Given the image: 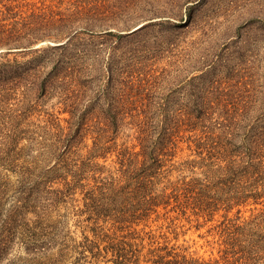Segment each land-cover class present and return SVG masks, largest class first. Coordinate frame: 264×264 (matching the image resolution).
<instances>
[{
  "label": "rangeland",
  "instance_id": "rangeland-1",
  "mask_svg": "<svg viewBox=\"0 0 264 264\" xmlns=\"http://www.w3.org/2000/svg\"><path fill=\"white\" fill-rule=\"evenodd\" d=\"M74 1L0 0V24L11 29L41 8L66 13ZM105 10L115 21L85 36V50L102 60L94 71L46 91L23 82L0 94V264H75L84 238L104 249V233L133 231L144 246L139 264L234 263L246 244H226L221 222L264 211V197L235 202L252 180L228 170L264 137V0H92L93 14ZM40 35L0 45V65L27 66L38 50L76 52L56 47L70 34ZM127 51L135 58L115 62L109 79L104 63ZM142 178L159 196L152 211L142 212L143 193L133 191ZM100 179L114 189H96ZM50 188L61 191L51 210L58 242L33 255L16 239L12 208L29 195L24 216L35 219ZM90 245L80 264H114L111 252L92 258Z\"/></svg>",
  "mask_w": 264,
  "mask_h": 264
},
{
  "label": "trees",
  "instance_id": "trees-1",
  "mask_svg": "<svg viewBox=\"0 0 264 264\" xmlns=\"http://www.w3.org/2000/svg\"><path fill=\"white\" fill-rule=\"evenodd\" d=\"M74 4V5H73ZM73 9L68 8V12L63 13L61 11L55 12L50 8H41L37 12H31L19 25H15L11 29H6L3 24H0V45L7 46L6 49H15L17 46L22 44H30L35 40L42 38L46 34L60 35V34H70L68 41L60 46L63 49L71 46V49L77 52L70 53L68 55L59 54L55 55L53 52L56 48H51L50 50H43L39 52L38 56L27 63V66L21 67L18 64H1L0 65V94L3 92L14 91L23 82L26 84H33L40 90H45L46 88L54 86V84H60L61 81L65 80V76L71 75V80L78 77H86L89 72L94 71L97 67L96 65L101 64L100 54L97 50H85L87 43L85 36L92 37V34H99L97 31L102 30H92L101 29L102 24L107 22L115 21L114 11H95L92 13V0H75L71 3ZM121 10V9H119ZM65 12V10H64ZM50 33V34H49ZM103 34H108L107 32ZM102 35V34H100ZM12 46V47H10ZM115 49L114 47H112ZM113 51V50H112ZM131 52V53H129ZM43 53V54H40ZM47 53V54H46ZM76 53V54H75ZM46 54V55H45ZM45 55V56H44ZM132 55L135 58V53L132 51H127L121 53L120 55H113L114 57L107 59L108 61L104 63L105 68L108 71V78L112 79V67L115 62L127 61L132 62V58L128 57ZM131 58V59H130ZM100 62V63H99ZM30 80H33L30 81ZM36 81V83H34ZM5 97V96H2ZM250 148H247V153L244 155V160L241 162H236L229 159L228 170L232 175L239 174L245 180H252L253 186L249 183L251 189L249 193L244 194L239 192L240 196L236 198L235 202H240L252 198L254 202L262 199L264 197V137L255 138L250 140ZM252 146V147H251ZM253 149V150H252ZM243 158V157H242ZM146 178V177H145ZM139 179L134 185V192L143 193L141 194V205L144 206L142 212L150 211L152 208L157 207L160 202L156 203L158 195H153L152 190L148 189L150 181L149 179ZM145 179V180H144ZM100 179L101 187H96L98 190H108L114 189L115 182L111 179L110 182L102 181ZM260 188V191H259ZM46 193L50 196L47 198V205L43 207V211L40 214L33 213L35 219H27L24 214L27 208L30 206V197L25 195L21 200H17V204L12 208L11 219L13 223V228L17 236L16 239L19 240L20 244L24 245L25 250L31 251L33 255H36L39 249H44L51 251V249L58 242V235L56 232L57 221L52 219V207L54 203L59 199L61 193L58 189H47ZM95 189H92V204H95L97 199L95 196ZM246 192V191H245ZM100 193V192H99ZM169 196H162V198ZM174 199L178 196L173 195ZM262 203V201H259ZM166 204V202H163ZM46 207V208H45ZM149 207V208H148ZM152 211V210H151ZM144 217L145 214H139ZM141 216V217H142ZM238 220V219H237ZM123 222L122 217L115 220V223ZM223 226L221 232L225 235V242L230 243V247L236 242L246 244V247L239 246L235 253H240V256L235 259L232 264H239L240 260L247 261L261 260L264 264V211H261L257 217L252 220L244 221L242 223L236 222H221ZM126 228H129L127 226ZM127 230V229H126ZM95 237H99L101 232L95 233ZM136 232H128L122 237H116L115 235L110 237V235L104 233L103 237L108 240V245L101 249L98 242H90L87 238L81 243L80 247L83 249L78 252L75 264H80L82 260H85V251L90 244L92 247L90 253L92 258H98L102 252L107 254L111 252L114 264H139L140 257L142 255V250L144 246L140 243H134L137 237H135ZM63 237V236H62ZM61 238V237H60ZM59 238L60 245L65 246L64 237ZM64 248V247H63ZM77 247H75V250ZM64 249H59V252ZM153 250H149L145 256H152ZM144 256V257H145ZM150 261V259H147ZM162 257L157 256V259L151 260L152 264H183L176 260H167L162 262ZM188 264H220L218 261L213 263L200 262L198 260H192ZM225 264V263H222Z\"/></svg>",
  "mask_w": 264,
  "mask_h": 264
},
{
  "label": "water",
  "instance_id": "water-1",
  "mask_svg": "<svg viewBox=\"0 0 264 264\" xmlns=\"http://www.w3.org/2000/svg\"><path fill=\"white\" fill-rule=\"evenodd\" d=\"M141 27V25L140 26H138V27H136V28H134L131 32H133V31H135V30H137V29H139Z\"/></svg>",
  "mask_w": 264,
  "mask_h": 264
}]
</instances>
